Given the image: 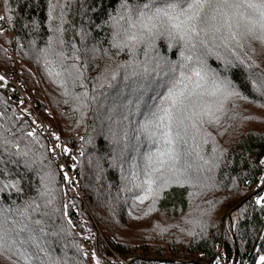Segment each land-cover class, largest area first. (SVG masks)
<instances>
[{
  "label": "trees",
  "instance_id": "1",
  "mask_svg": "<svg viewBox=\"0 0 264 264\" xmlns=\"http://www.w3.org/2000/svg\"><path fill=\"white\" fill-rule=\"evenodd\" d=\"M190 3L0 0V67L57 126L73 181L0 87V264H264V54L251 42L264 30L207 6L206 23L188 21ZM231 94L257 112L203 123L218 114L199 106Z\"/></svg>",
  "mask_w": 264,
  "mask_h": 264
},
{
  "label": "built area",
  "instance_id": "2",
  "mask_svg": "<svg viewBox=\"0 0 264 264\" xmlns=\"http://www.w3.org/2000/svg\"><path fill=\"white\" fill-rule=\"evenodd\" d=\"M0 87H4L9 96L16 97V101L20 105V112L26 117L32 119L33 122H35L36 130L44 136L45 140L51 148V155L54 154L55 156L59 157L58 150L55 145V138L57 133L56 129L52 126H49L42 119L39 109L35 106L34 100L20 83L18 72L16 70H14V72H7L0 68ZM253 200L255 202H258L262 201L263 199L258 194L253 197ZM93 241L95 244L104 243L103 235L97 228H95L93 234ZM114 256L122 264H126L125 261H122L118 256ZM219 258L223 259V254L221 252L219 253Z\"/></svg>",
  "mask_w": 264,
  "mask_h": 264
},
{
  "label": "snow or ice",
  "instance_id": "3",
  "mask_svg": "<svg viewBox=\"0 0 264 264\" xmlns=\"http://www.w3.org/2000/svg\"><path fill=\"white\" fill-rule=\"evenodd\" d=\"M207 6L209 8L215 7L218 15L223 17L221 23L229 28L232 26L233 15L239 17L242 15H247L248 19L245 21V27L250 31L252 28H255L257 25L264 30V0H260V3H255L254 0H240V2H230V0H222V3H218L213 5L211 0H192V3L188 4L187 12L190 15L187 16L188 21H198L199 23H206L208 16L205 14L203 17L200 16V12L203 11L204 7ZM244 7L251 11L247 13H240L238 9ZM195 9L196 11H193ZM222 9H231L237 10L233 13H229L227 11H223ZM169 10H165L163 12L164 15L168 14ZM157 15H160V10L157 11ZM215 18V17H213ZM195 25H190L189 30H193ZM233 39H235V35H233ZM199 75V73H197ZM2 239V236H0Z\"/></svg>",
  "mask_w": 264,
  "mask_h": 264
},
{
  "label": "rangeland",
  "instance_id": "4",
  "mask_svg": "<svg viewBox=\"0 0 264 264\" xmlns=\"http://www.w3.org/2000/svg\"><path fill=\"white\" fill-rule=\"evenodd\" d=\"M252 42V44H255L258 48H260L262 51V53L264 54V41L260 38V37H256L253 41H251ZM250 42V43H251ZM13 56H14V54H13ZM261 56H264V55H261ZM1 68V67H0ZM1 69H3V68H1ZM6 71V70H5ZM8 72V71H7ZM18 76H19V73H18ZM19 80H20V76H19ZM20 83H21V80H20ZM22 84V83H21ZM32 87H29L28 88V90L27 89H25L28 93H29V95L31 96H33V91H32V89H31ZM239 96L237 95V94H231V95H229V96H227L226 98H225V100H224V102H223V106H222V109L220 110V108H215L214 110H212V111H210V112H205V111H203L202 112V104L199 106V109L197 110V113L199 114V115H203V116H205L206 114H208V115H210V116H216L217 114V118L215 119V120H213V119H205L204 121H203V123L204 122H206L207 124H209V125H211L212 127H218V126H220V125H227L228 123H232L233 121H234V115H235V113L237 112V110H236V108L237 107H240V108H243V109H245L248 105H249V103H245V102H243V101H240L239 100ZM255 107L256 106H253L252 104H250L248 107H247V109L248 110H253V109H255ZM254 112H257V110H253ZM233 113V116L231 117V114ZM40 115H41V117H42V119L46 122V120L43 118V116H42V114H41V112H40ZM49 123L51 122L49 119L47 120ZM48 122H46V123H48ZM51 124L53 125V123L51 122ZM54 127H55V125H54ZM57 127V126H56ZM55 127V129H57ZM260 127V126H259ZM263 128H264V126H262ZM56 132H58V130L56 131ZM59 134H57L56 133V138H55V145H56V148H57V150H58V154H59V157H57V156H55L54 154L53 155H51V148H50V146H49V151H50V155H51V157H53L54 159H56L57 161H58V163H60V164H62L61 166H62V171L64 172V174L66 175V179L69 181V182H71L72 183V186H73V181H72V176H71V173H70V167L72 166V164H71V160L70 159H68L69 161H67L61 154H60V150L58 149V147H57V143H58V141H59ZM69 166V167H68ZM263 174H264V166H263ZM263 179V178H262ZM264 181V180H263ZM130 211H131V213H133V212H135L134 210H132V209H129ZM156 213H159L160 215H159V217H158V223H159V225H165V223L167 222V219H166V217L165 216H162V214L159 212V211H157ZM138 216H140L139 215V213H138ZM131 217H132V215H131ZM94 227H97V226H95L94 225ZM100 229V228H99ZM100 231L103 233V231L100 229ZM152 232H155V230H153ZM160 244H163V243H160ZM222 254H223V247H222ZM167 255V254H166ZM223 260H224V263L225 262H227V261H225V259H224V257H223ZM231 260V258L228 260V261H230ZM216 264H221L220 262H218V263H216Z\"/></svg>",
  "mask_w": 264,
  "mask_h": 264
},
{
  "label": "water",
  "instance_id": "5",
  "mask_svg": "<svg viewBox=\"0 0 264 264\" xmlns=\"http://www.w3.org/2000/svg\"><path fill=\"white\" fill-rule=\"evenodd\" d=\"M11 99L13 101H16L15 96H11ZM223 257L225 261H228L231 258V249L226 243L223 244Z\"/></svg>",
  "mask_w": 264,
  "mask_h": 264
}]
</instances>
